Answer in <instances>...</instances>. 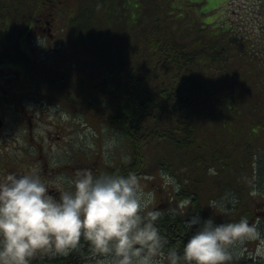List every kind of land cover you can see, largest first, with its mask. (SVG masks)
<instances>
[{
  "label": "trees",
  "instance_id": "16d2710c",
  "mask_svg": "<svg viewBox=\"0 0 264 264\" xmlns=\"http://www.w3.org/2000/svg\"><path fill=\"white\" fill-rule=\"evenodd\" d=\"M47 1L53 0H0L2 72L20 74L24 90H55L81 101L86 95L81 86L72 77L45 74L25 44L30 34L52 26L55 13ZM117 1L121 9L115 13L111 0H80L71 21L88 36L81 43L92 44L95 63L104 72L102 89L116 99L115 111L97 97L87 100L134 152L131 166L115 174L132 169L141 176L157 168L183 180L156 221L163 237L159 253L166 256L172 247L182 251L191 238L195 229L188 232L185 222L192 214L214 216L217 222L255 217L247 201L251 182L264 178L259 151L264 145V24L260 37L230 24L212 28L195 11L201 2L185 0L177 9L188 13L189 22L180 27L179 39L170 23L184 14L159 16V0H134L133 7L131 0ZM103 4L106 10L100 9ZM212 166L214 175L208 171ZM227 192L237 200L228 213L209 206ZM186 198L191 203L181 208ZM74 252L71 264H84L95 251L82 237ZM235 264L261 262L244 257Z\"/></svg>",
  "mask_w": 264,
  "mask_h": 264
},
{
  "label": "clouds",
  "instance_id": "9594fccd",
  "mask_svg": "<svg viewBox=\"0 0 264 264\" xmlns=\"http://www.w3.org/2000/svg\"><path fill=\"white\" fill-rule=\"evenodd\" d=\"M116 143L113 137L106 147ZM208 171L217 173L215 166ZM70 183L74 190L57 197L39 175L10 172L0 179V264H31L38 250L53 247L67 253L82 237L104 254L100 264H235L245 255L264 264L259 220L245 215L217 222L214 216L192 214L185 223L188 232L195 231L182 251L172 247L161 257L163 237L156 221L162 213L149 208L154 194L144 191L136 172L96 175L84 169ZM190 203L191 198L183 199L180 207ZM217 204L214 199L209 205ZM249 241L256 242L254 250Z\"/></svg>",
  "mask_w": 264,
  "mask_h": 264
},
{
  "label": "rangeland",
  "instance_id": "374dc122",
  "mask_svg": "<svg viewBox=\"0 0 264 264\" xmlns=\"http://www.w3.org/2000/svg\"><path fill=\"white\" fill-rule=\"evenodd\" d=\"M32 2L34 0H31ZM152 0H147L150 3ZM162 12L158 13L159 16L164 13L169 14L170 17L178 18L181 13V19H176L170 23L173 28L171 32L175 33L179 39L181 37L177 34L179 29L184 24L189 22V15L186 12H182L177 7L185 5V0H159ZM190 2H201L200 8L195 7L196 13L200 16V20L204 25L211 24L212 28H219L220 26L227 29L229 24L233 27L236 26V30L240 32H246L248 34L261 36L262 25L264 24V0H186ZM49 2V1H47ZM110 0H107L109 3ZM53 4L54 20H52V31L49 32L45 29L42 33L38 32L27 36V45L33 50L34 59H38L37 62L40 65L42 71L45 74L63 75L74 82L77 80L75 77H81V81L85 83V86H81L82 91L86 94L83 100L77 95H74L72 99L67 98V93L56 92L55 90L49 91L52 95L53 103L48 105L43 100L44 96H34L32 102L24 99V108H27L36 117V129L35 135L40 136L41 139H46L50 136V133H57L63 137L60 143L52 146L53 153L55 155L65 153L70 156L72 164L81 163L80 156L85 158L86 162H98V167L104 169V173L109 170L117 173L122 168V171L127 170V167L133 163L134 152L128 139H126L120 130L109 122L105 126L100 127V116L103 115L99 108L95 105H90L87 97H96V94L102 92V79L101 76L104 73L103 69L97 67L96 56L92 52L90 47L91 43L83 42L81 40L87 39V35H82L80 29L72 24L73 12L80 7V0H53L49 2ZM132 7L134 6V0H131ZM113 8L112 11L118 13L121 6H118L117 0H111ZM141 7V5H139ZM187 6V5H186ZM51 7V6H50ZM101 10H106L104 4L100 6ZM114 13V12H112ZM114 13V14H115ZM182 18H184L182 20ZM132 21V20H130ZM107 22V21H106ZM176 23V24H173ZM38 38L41 40V44L38 42ZM87 41V40H86ZM83 47H82V46ZM83 48L89 49V51L83 50ZM59 73V74H58ZM71 75L68 76V74ZM73 75V76H72ZM16 88V87H9ZM13 90V89H9ZM39 93V91L37 92ZM47 92L41 93V95ZM21 93H19L20 95ZM17 96V95H16ZM14 99V98H13ZM16 104V103H15ZM115 109V104L111 102ZM112 106L110 107L112 109ZM114 112V111H112ZM9 119L14 122V115H16L15 107H11L8 111ZM24 135V134H23ZM113 137L116 138L117 143L107 148L106 144ZM55 140V139H53ZM66 144V147H59ZM260 154L262 155L261 166H264V145L260 146ZM150 162V156H148ZM130 162V164H129ZM115 167L117 170L114 171ZM180 170V169H179ZM117 171V172H116ZM179 172V171H178ZM76 174L73 175V179ZM140 183L145 192L154 194L155 199L149 208H158L161 213H166L170 204V200L174 196L176 190V184L180 185L183 180H178L179 177L174 176L167 170H158L157 168L151 169L150 173L141 175ZM185 178V177H184ZM72 179V180H73ZM71 184L67 186L70 191L74 190V185L70 181L65 183ZM252 188L249 190L250 198L247 203L253 209L255 215L252 221L259 220L260 225L264 228V178L256 177V181H252ZM257 191L256 195H252L253 190ZM218 201L215 211L221 210L222 212H229L230 206H235L237 200L232 193H225ZM172 202V201H171ZM210 203V202H209ZM223 205V206H221ZM255 209V210H254ZM225 210V211H224ZM256 210L260 212L256 215ZM147 210H144L146 214ZM263 211V213H261ZM255 243L249 241L247 246L250 250H254ZM50 249H55L50 248ZM44 250V249H42ZM41 251V250H39ZM161 257L165 256L159 253ZM245 258H249L247 255ZM244 257L240 258L243 259ZM104 258V254L93 252L86 260L84 264H100V261Z\"/></svg>",
  "mask_w": 264,
  "mask_h": 264
},
{
  "label": "flooded vegetation",
  "instance_id": "af4514ba",
  "mask_svg": "<svg viewBox=\"0 0 264 264\" xmlns=\"http://www.w3.org/2000/svg\"><path fill=\"white\" fill-rule=\"evenodd\" d=\"M48 30L51 32L52 28L49 27ZM2 70H5V67H2L0 63V179L6 177L10 172L18 174L27 172L39 175L48 185L49 191L58 197L62 191H70L67 186L69 185L70 188L71 184L65 183V181H71L74 174L84 169H92L96 175L104 173V169L98 167L97 161L86 162L87 155L85 158L80 156L81 163L79 164H72L70 156L65 153L55 155L51 147L59 144L63 139L59 133H57L56 138H54L55 134L50 133L47 140L42 138L40 141V136L35 135L36 117L27 108H24L23 100L27 99L32 102L31 98L40 95L44 96L43 102L45 100L48 105H51L54 102L49 92L51 90L39 91V93H37V89L24 90L19 83L20 74L2 72ZM75 78L78 85L85 86V83L80 79L81 77ZM44 92L47 93L41 95ZM19 93L21 94L19 95ZM96 97L109 111H115L111 102H116V99H112L106 91L102 90L96 94ZM11 107L16 109L14 122L9 119L6 113ZM98 123L102 127L107 123L109 124V121L104 115H101ZM115 129L118 128L115 127ZM66 146L63 144L59 147L64 148ZM115 170H117L116 167ZM130 171L132 169H129L128 172ZM109 173L113 172L109 170ZM74 250L75 248L67 253L50 248L38 250L30 258V261L31 264H71L70 257L75 253ZM65 260L67 261L65 262Z\"/></svg>",
  "mask_w": 264,
  "mask_h": 264
},
{
  "label": "bare ground",
  "instance_id": "6f19581e",
  "mask_svg": "<svg viewBox=\"0 0 264 264\" xmlns=\"http://www.w3.org/2000/svg\"><path fill=\"white\" fill-rule=\"evenodd\" d=\"M225 211V210H224Z\"/></svg>",
  "mask_w": 264,
  "mask_h": 264
}]
</instances>
